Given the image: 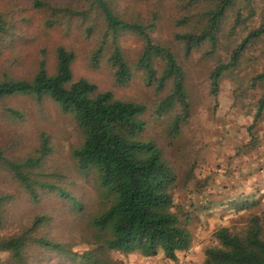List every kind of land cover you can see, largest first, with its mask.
Listing matches in <instances>:
<instances>
[{"label": "rangeland", "instance_id": "obj_1", "mask_svg": "<svg viewBox=\"0 0 264 264\" xmlns=\"http://www.w3.org/2000/svg\"><path fill=\"white\" fill-rule=\"evenodd\" d=\"M172 1L175 2L158 0L159 17L150 35L154 41L169 46L184 69L185 116L177 103L165 112L156 113L157 103L170 92L172 85L168 80L162 89L156 90L153 84H145L144 72L135 65L142 47L139 38L126 34L119 37L118 45L131 66L132 78L127 83L116 84L108 61L109 43L103 45L97 64H92V53L103 28L101 21L89 37H85L75 20L65 33L63 25L44 26L43 20L49 13L35 8L32 0H0V14L8 24L0 54L1 81L9 76L30 78L41 57L40 50L48 71L53 73L54 47L61 45L72 50L74 79L85 78L97 90L111 91L116 99L144 105L139 116L145 122L141 137L154 141L175 174L172 210L189 234L190 248L178 251L175 259L165 257L162 250L153 256L106 250L100 257L101 264H202L205 249L217 245L213 236L216 229H239L252 215L260 216L264 237V108L260 113L256 111L264 81L251 83L253 77L264 71V41L250 48L239 66L224 73L212 91L209 73L214 59H227V53L246 28L224 39L222 50L216 51L213 58L203 54L205 46L189 55L173 37L178 29L172 22L177 15ZM124 3H127L123 7L127 20L135 17L148 21L156 0ZM257 10L264 12V2ZM10 108L19 116L9 115L6 109ZM177 116L183 117L178 127L173 128ZM42 134L48 137L49 148L34 167L33 176L63 189L75 203L45 187H38L37 201H33L0 164V197H9L1 208L0 237L19 233L30 225L34 216L45 214L48 220L31 235L60 243L63 248L50 251L32 243L27 250L28 263L87 264L82 261V254L102 244L91 218L109 205L111 197L99 189L94 174L79 171L72 158V150L82 142L74 118L62 114L48 97L36 101L32 96L13 95L0 100L2 157L11 161L37 156ZM246 198L260 203L254 208L236 209V202ZM0 264H13L9 253L0 252Z\"/></svg>", "mask_w": 264, "mask_h": 264}, {"label": "trees", "instance_id": "obj_2", "mask_svg": "<svg viewBox=\"0 0 264 264\" xmlns=\"http://www.w3.org/2000/svg\"><path fill=\"white\" fill-rule=\"evenodd\" d=\"M130 0H32L35 8L47 10L49 17L43 20L46 27L64 26L65 33L75 20L85 37H89L101 21L100 41L92 55L96 65L103 45L110 44L108 61L116 84L127 83L132 78L131 66L122 53L118 39L131 35L142 42L136 67L145 74V84H153L156 90L170 80L171 90L156 105L157 114L171 109L175 103L183 116L187 115V100L183 81L185 72L177 56L169 46L154 41L150 35L159 17L160 5L151 8V17L143 21L133 17L126 19L124 2ZM263 0H175L172 8L177 12L172 20L178 29L174 40L180 42L189 55L205 46L203 54L215 57L221 51L222 41L245 27L237 43L227 53V59H214L209 73L212 91L224 73L237 68L248 50L264 41V12H258ZM124 3V4H123ZM0 14V54L4 48L3 37L8 33L6 19ZM37 68L30 78L6 77L0 80V100L13 95H28L40 101L48 97L62 112L74 118L82 134V142L72 150L79 171L94 174L99 189L110 196L109 205L91 218L93 229L101 236L102 244L87 250L81 256L87 264H101L105 251H120L125 254L140 252L143 256L156 255L162 250L165 257L175 259L178 251L188 250L191 239L172 210V188L176 177L172 168L162 158L160 150L151 139L141 137L145 122L139 118L145 109L137 102L119 100L109 90L99 91L94 83L85 78L74 79L71 64L72 50L61 45L54 47L55 70L46 67L43 50H40ZM158 67L161 70L158 72ZM264 81V71L251 79V83ZM264 108V92L257 103L258 113ZM9 115L18 117L13 109ZM177 116L172 123L178 127ZM48 137L41 135L39 153L23 160H7L0 153V164L37 201L38 187L62 195L73 203L63 189L49 181L38 180L33 175L41 158L48 151ZM9 200L0 197L1 208ZM236 209L256 207V199L236 202ZM45 214L36 215L30 225L10 237H0V252L9 253L13 264L28 263V247L38 244L44 249L60 250L62 244L31 233L46 223ZM217 245L205 249L202 264H264V237L260 216L252 215L239 229L219 227L213 232Z\"/></svg>", "mask_w": 264, "mask_h": 264}]
</instances>
